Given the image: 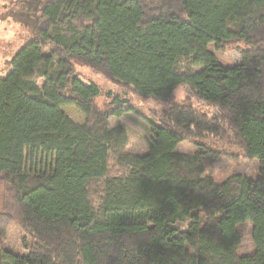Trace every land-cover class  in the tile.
Returning <instances> with one entry per match:
<instances>
[{
    "label": "trees",
    "instance_id": "16d2710c",
    "mask_svg": "<svg viewBox=\"0 0 264 264\" xmlns=\"http://www.w3.org/2000/svg\"><path fill=\"white\" fill-rule=\"evenodd\" d=\"M18 2L30 36L0 78V264H264V0ZM210 45H243L240 63L222 66ZM76 64L146 99L188 86L217 113L173 104L134 154L110 123L132 108L116 97L96 114L102 91ZM211 135L258 159L257 179L218 184L204 168L218 152L178 151ZM26 148L54 154L51 168L28 173ZM247 222L255 249L241 255ZM14 225L26 254L6 244Z\"/></svg>",
    "mask_w": 264,
    "mask_h": 264
},
{
    "label": "rangeland",
    "instance_id": "374dc122",
    "mask_svg": "<svg viewBox=\"0 0 264 264\" xmlns=\"http://www.w3.org/2000/svg\"><path fill=\"white\" fill-rule=\"evenodd\" d=\"M19 0H0V78L7 75V64L13 59L20 48L26 44L30 36V31L23 26L22 22L16 21L15 16L24 8L18 6ZM24 11V10H23ZM27 20V19H26ZM31 21V19H28ZM27 20V21H28ZM26 22V21H25ZM239 46H227L222 52H217L214 45H210V50L217 55L219 63L224 67H234L240 63L238 53ZM76 72L85 83H96L102 96L95 100V113L104 115L112 110L119 102H127L132 111L121 118H111L112 126L124 124L129 132V149L137 155L148 153V143L151 138L153 125L160 124L164 113L170 109L171 105L190 106L195 110L212 117L217 113V109L206 102L200 101L188 88V86H179L171 101H157L153 99L141 98L134 94L130 89L122 87L96 71L76 64ZM195 71H202L200 68H194ZM111 94V96H109ZM116 97L119 98L118 104H114ZM65 113L77 124H83L86 116L75 108H65ZM212 149L219 154V159L215 163L207 161L204 163L205 175H211L218 184L224 183L233 175H242L249 179H257L260 169L258 159L248 160L244 158L243 151L235 144L227 140H220L211 135L208 137H191L181 143L178 151L192 154L198 146ZM26 171L28 173L43 172L51 168L52 153H44L40 149L26 148ZM2 186H0V211L2 209ZM251 223L247 222L239 226L241 234V245L239 253L241 255H250L254 252V243L252 240ZM24 234L17 225H14L6 240L13 251L26 254L23 247Z\"/></svg>",
    "mask_w": 264,
    "mask_h": 264
}]
</instances>
